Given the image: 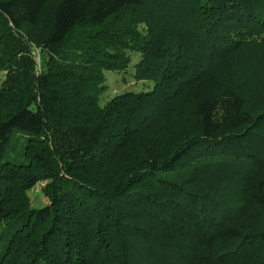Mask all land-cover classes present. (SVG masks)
I'll use <instances>...</instances> for the list:
<instances>
[{
    "label": "trees",
    "instance_id": "trees-1",
    "mask_svg": "<svg viewBox=\"0 0 264 264\" xmlns=\"http://www.w3.org/2000/svg\"><path fill=\"white\" fill-rule=\"evenodd\" d=\"M0 71V264H264V0H0Z\"/></svg>",
    "mask_w": 264,
    "mask_h": 264
},
{
    "label": "rangeland",
    "instance_id": "rangeland-1",
    "mask_svg": "<svg viewBox=\"0 0 264 264\" xmlns=\"http://www.w3.org/2000/svg\"><path fill=\"white\" fill-rule=\"evenodd\" d=\"M140 55L138 53L132 54V62L129 67L125 71L115 72V71H107L106 72V80L105 86L106 89L101 96L100 102L101 104L107 103L109 100L114 98L117 95L128 91L141 92L147 91L153 88V83L149 81H140L134 77V65L138 62ZM37 61L39 69L41 68V57L39 53L37 54ZM5 77V72L0 71V84ZM264 86V85H263ZM262 89V87L260 88ZM264 90V87H263ZM263 92V91H262ZM254 100H257L261 104L264 103V95L261 94V91L257 90L256 94H253ZM218 119H220L224 125H231V110L229 103H223L222 106L217 111ZM44 182L39 183L35 188H33L30 192V200L32 207H41L46 205L49 200L45 197L42 192Z\"/></svg>",
    "mask_w": 264,
    "mask_h": 264
}]
</instances>
